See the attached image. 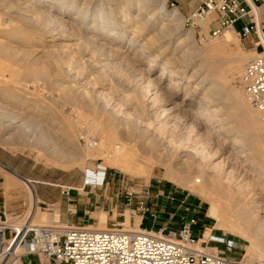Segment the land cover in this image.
<instances>
[{"label":"rangeland","instance_id":"374dc122","mask_svg":"<svg viewBox=\"0 0 264 264\" xmlns=\"http://www.w3.org/2000/svg\"><path fill=\"white\" fill-rule=\"evenodd\" d=\"M78 5L81 8L82 1L78 2ZM93 6H95V3L91 4V7ZM166 6L168 10L178 7L181 13V19L179 20L182 22L181 31L178 33L179 36L171 39L169 45V50L172 52L176 45L187 37L186 33L190 29L194 31V41H191V44H195L200 49H203V54L201 53L199 58H209L212 54L205 53V48L210 46V44L212 45L221 41L219 44L223 46L224 51L222 50V52L218 54L214 53L210 59L215 61L218 68L215 70L213 76L226 84L225 92L232 94V101L247 102V105H242L239 108L230 105L228 111L232 112V115L227 116L226 125L228 127H236L241 117L240 113L248 110V107L251 112L257 114L256 119L261 123V125H259V127H261L257 130V133L259 132L260 134H256L255 144L257 143L256 146H259L258 149L260 152H254V156L263 165L264 170V121L260 118V115H258V111L246 100L241 85V76L244 68L248 60L253 57L255 53L249 51L243 37L238 34L235 29H226L219 36L212 35V30L215 27L213 19L216 17V13L199 23L189 21V16L197 8L196 0H166ZM121 9L122 7L117 8V13L120 12ZM35 11L36 12H22L17 10L16 7H12L8 2H0V90L8 88L12 75L19 72L22 74L23 72L26 73L29 68L43 69L49 74H47V78H42L43 75H39L37 72H32L26 77L21 76L19 84H23V86L27 85V88L22 87L13 91L14 93H11L13 96L8 93L0 92V165L4 166L0 167V169L12 172L20 179L19 181L13 176L12 178L10 177V181H12V185H10L14 190H22L29 199L28 187H30L36 196L33 209L31 208L32 202L29 199L23 211L9 214V217H18L21 215L27 217L32 213L33 221L37 224H56L59 226L88 225L98 227L100 225V212L105 211L107 212L108 227H126L133 230L138 229L140 226L141 229L160 233L162 229H160L158 225L148 227L146 224H140L141 214H144V211L147 213L148 207L157 203L158 200H162L167 189L174 191L177 188L179 196L191 193L199 200L201 199L204 206L203 211L208 210V208L210 210L211 198L216 199L219 205V212L222 214L225 213L228 216H233L232 219L235 218L234 215L238 206L237 202L240 200L237 194L248 196L247 200L250 203V206L248 205L250 213L253 219L256 220V209L254 207L255 202L259 199L258 196L255 195L256 192L260 191L258 186L252 188V184L245 191L243 190L242 193L241 191H237V187L240 186V183L242 184L244 182L242 180L245 173L242 172L241 175H238V173L240 174V172H238L235 174L237 176L236 179L233 177L231 179L228 174L231 169L230 167H242L240 166V160L230 158L232 142H224L222 137H218L214 141H207L205 136L199 135L206 132L205 129L199 131L197 135H195V132L191 133V137L196 139L198 143L197 147H200V150L207 151L206 154H210L204 157L202 152L191 149L189 151H193L194 153L191 152L193 153L191 154L192 156H189L187 163H184V165H180L183 163L184 158L181 159L179 153L174 150L172 151L173 153L171 152L172 154L162 155V164L151 166L156 168L153 169V174L149 176H144L142 173L130 175L115 168L118 167L117 165L107 162V160L109 161L111 158L110 156L117 153L118 149H112L113 154L104 151L97 152V147L102 139L105 138V140H109L112 144H116L117 147H122V143L124 144L128 141V139L122 135H116V139L115 136H113L114 133L111 128L113 123L111 122L115 120L118 123L115 118L117 116L120 118L121 116L124 117V113L127 110L123 105L124 103H122L123 101H119V97H116L118 93L124 90L131 93L137 92L141 96L143 95L141 88H139L138 83H136L139 82L136 76L140 74L138 72L141 68L148 64L149 58L155 54V51L153 50L152 52H147L145 55H141L134 47H129L128 39L132 37V32L128 30L126 38L119 46L114 44L111 46L115 48V50L117 48L116 54L119 55L118 53H120L119 60L124 62L123 65H120L122 63H119V61L106 68H95L90 64L87 58L88 55L85 56L86 58H83V56L77 52L78 46L66 48L59 47L52 53H46L45 50L47 48L54 49L56 46L51 43V38L46 36L43 32L44 30H42L45 24L44 19L46 21L45 16L43 17L42 14H39L40 12L36 9ZM53 11L55 13L59 12L57 8L53 9ZM137 12V6L135 5L131 8V13L136 15ZM75 15L76 11H62L59 14V17H62L63 20L66 19L64 21H67L69 27L71 26L69 31L72 33H76L79 30L78 22L74 19ZM146 18L147 17H145V19ZM85 23H90V21L87 19L83 23V26ZM160 27L159 25L150 35L155 36V34H158ZM230 30H234L235 32L232 33V40L226 43L224 37L226 32ZM243 34L242 32V35ZM72 41L76 42V39ZM91 47V49H93L94 46ZM73 54L75 55L72 56ZM177 55H179V53H177ZM76 61H78V63ZM165 61L166 59L163 57L158 60L155 69L150 73L152 79L157 76L162 64H165ZM171 68L179 70V64L173 63ZM193 71L194 68L189 66L186 75L190 76ZM6 77H9L7 78L9 82L4 81ZM36 83L38 85H35ZM143 83L146 84L144 81ZM181 83V88L177 91L172 103H167V105L161 108L162 116H164L163 114H165V108L167 106H173V102L178 101L188 87L191 86L193 88L194 86L193 84H188L187 78H183ZM76 84L83 88L86 96L82 93L78 94L77 91H75ZM166 84H168V81L163 82L161 87H165ZM62 85H64V88L61 87ZM161 87L158 93L160 96L158 98L165 99L167 97L163 94ZM65 93H70L75 98L72 104H67L64 101L63 97ZM202 94L203 91L199 90L196 97L201 98ZM150 96V99H154L155 91H153ZM160 99L155 100L157 106L160 103ZM218 101L219 100L213 101L212 106L220 108ZM60 105H62V107ZM67 108L71 111L70 116L71 118L73 117L72 119L77 125L75 128L76 135L73 136L69 143L66 138L62 137L63 135L59 130V128L66 127L64 118L67 120L69 117L64 111L65 109L67 110ZM187 108L189 110H195L196 106L187 105ZM8 111L13 114L15 113V116L17 114L19 123L21 122V118L27 115L37 120L39 126L33 125L29 120L30 124L29 121H27L28 123H23V125L21 124L19 128L20 131L17 129L15 133L13 128H8L7 126L11 124L10 119L12 118L7 116ZM225 112H227L226 109H224V113ZM114 114L117 116H113ZM113 117L115 118L113 119ZM171 119V124H175L177 121L176 117L175 119L174 117ZM193 121V119L189 120V124ZM12 124L16 123L12 122ZM189 130L190 128L186 130L187 133ZM138 133L139 132L136 131V135L134 136V138L136 137L135 139L140 137ZM60 138H63L61 140L62 143L60 140L58 141ZM65 143L67 147L65 152L67 154L60 151L61 146ZM74 150L75 153L77 152L75 155L79 157H72L74 153L72 154L71 151ZM129 151H131V148L126 151L121 161L123 166L124 164H126L125 166L130 165L134 162L135 157H138L137 154H142L141 151ZM67 155L70 158H68ZM167 167H172L174 170L172 175L167 172ZM207 167H221L220 169L217 168V170H219V172L225 171V174L229 170L226 174V177L228 175L229 179L224 177L222 185L216 189L217 191L210 192L209 187H207L208 191L205 190L202 192L199 187L201 183L194 182L195 176L201 177L202 179L205 178ZM244 167L249 166L245 165ZM188 170H190V173ZM258 172L260 173V169L255 172L256 175L253 176V182L264 184V174H259ZM186 173L187 175H191L193 180L192 177L189 176V178H191V181H189L190 179H187L188 176ZM179 178L187 179L188 182L185 184L186 186L176 183V179ZM164 184H166V187L163 190ZM80 188H83V190ZM249 190H251L250 193H248ZM148 192H150V194H148ZM175 193L176 192L172 193L171 197H174ZM251 195L254 196L251 197ZM169 200L171 201V198H169ZM174 217L176 216L174 215ZM230 224V221H223V219L221 221L214 217V223H212L208 229H205V234L203 233L201 238L199 237L200 245L208 248V246L212 244L211 242H218L210 241V236H217L214 234L215 229L213 230L212 227L215 225L216 228H220L234 237L236 239L234 242L239 243L241 254L236 261L243 263L250 259L255 264H264V256L259 257L260 254H251L255 250L253 248L254 250L252 251L251 241H249L251 238L247 237V234H245L243 230L232 227ZM176 228H178L176 225H171L169 229H164L163 234H168L170 230ZM206 233L208 235L210 233V236H206ZM217 237L226 239L225 236ZM204 238L207 239L206 243V239L202 241ZM218 243L225 244L227 248L226 242ZM213 251H216V249H213ZM220 254L224 255L221 252Z\"/></svg>","mask_w":264,"mask_h":264},{"label":"bare ground","instance_id":"6f19581e","mask_svg":"<svg viewBox=\"0 0 264 264\" xmlns=\"http://www.w3.org/2000/svg\"><path fill=\"white\" fill-rule=\"evenodd\" d=\"M80 1H82L81 8L78 5V2ZM0 2L1 3L8 2L9 4L12 5V7H16L17 10L22 12H32V11L36 12L35 11L36 9L37 11L40 12V13L38 12L39 14H42L43 17L45 16L46 21L44 19L45 24L43 22L44 29L42 28V30H44L43 32L45 33L46 36L51 38L50 39L51 43L56 46L54 49L47 48L45 50L46 53L49 52L52 53L56 51V48L59 47L66 48L70 46H78L77 52L80 53L83 56V58L88 55L87 58L89 59L90 64L93 67L106 68L107 66L120 61L119 60L120 53H118L119 55H117L116 54L117 48L115 50V48H112L111 46L113 44L119 46L120 43L126 38V33L128 30H131L132 32V37L128 39L129 47H134V49H136L141 55H145L147 52L150 51L152 52L154 50L155 54L149 58L148 64L146 66H143L141 70L138 72L140 74L139 75L137 74L138 76H136V79H138V81L140 82V83L139 82L136 83H138V87L141 88L143 95L141 96L137 92L131 93L125 90L118 93V96L116 95L117 96L116 98L119 97L118 98L119 101L120 100L123 101L122 103H124L123 105L124 107H126L127 110L125 111V113L123 112L124 117L121 116L120 118L117 115L116 117L115 114L113 115L116 117V118L113 117V119L115 118L118 121V123L115 120L111 122L113 123V125L115 124L114 126L113 125L111 126L112 131L114 133L113 136H115L116 139L117 138L116 135H122L126 137L128 141H126L124 144L121 142L122 147H117L116 144H112V142H110L109 140H105L104 138L98 145L97 152L104 151L107 153H112L113 151L112 149L114 148L118 149L117 153H115L113 156H110L111 158L108 157L110 159L109 161L107 160V162H111L112 164L117 165L118 167L115 168L130 175H136L137 173H142L144 176H149L153 174V169L156 168L151 166L162 164L163 163L161 159L162 155H168L173 150L179 153L181 159L184 158L183 163L180 165H184V163H187L189 156H192L191 154H193L194 152L189 151L191 149L196 150L198 152H202L204 157L205 156L207 157L208 154L210 153L206 154L207 151L205 152L204 150H200V147H197L198 143L196 139L191 137V133L193 132H195V135H197L199 131L205 129L206 132H204L202 135L201 134L199 135L205 136L207 141H214L218 137H222L224 142L226 141H228L229 143L232 142L230 158L240 160L241 163L240 166L242 167L233 166L230 167L231 168L230 171L228 170L229 172L228 171L227 172L231 179L232 177L236 179L237 176L235 174H237L238 172H240V174L238 173V175H241L242 172L245 173V175L243 176L244 178L242 180L244 182L242 184L240 183V186L237 187V191H241V193L243 192V190L245 191L252 184H253V186H251L252 188L258 186V189L260 191L256 192L255 195H257L259 199H257V201L255 202V207L253 206L256 209V220L253 219V216L250 213V208H249L250 203L247 200L248 196H243L241 194L239 195L237 194V197L240 200H238L237 202L238 206L236 209V213L234 215L235 216L234 219H232L233 216L230 215L228 216L225 213L222 214L221 212H219L218 202L216 199H212V198L210 200L211 207L209 213L216 219H219L221 221L222 219L223 221L224 220L230 221L231 222L230 225L232 227H236L243 230L244 233L247 234V237L251 238V240L249 241H251L250 243L252 245V251L255 249L254 252L251 254L252 255L260 254L261 256L259 255V257L264 256V184L263 183L257 184L256 182L255 183L253 182L254 180L253 176L256 175L255 172H257L258 169H260V173L258 172L259 174H264L263 165L254 156V152H260L258 149L259 146L258 147L256 146L257 143L255 144V141L257 137L256 134L258 135L259 133V132L257 133V130L258 128L261 127V126L259 127L261 123L256 119L257 114L255 112H251V110H249L248 107L247 108L248 110L240 113L241 117L236 127H228L226 125L227 116L232 115V112L228 111L230 105L231 106L234 105L239 108L242 105H247V102L232 101L233 100L232 94L229 92H225L226 84L213 76L215 70L218 68L216 66L215 61L210 59L214 53L218 54L222 52L223 46L219 44L221 41L219 43H215L212 45L210 44V46L205 48L206 49L204 50L205 53L212 54L209 58L207 57L199 58L203 49H200L195 44H191V41H194L193 40L194 31L193 29H190L186 33L187 37L181 40L176 45L173 52L169 50L171 39L179 36L178 33H180L181 31L182 22L179 21L181 19V13L179 8L175 7L172 10H168L166 6V0H33V1L0 0ZM94 3L95 6L91 7V4ZM135 5L137 6V10H138L136 15L131 13V8L134 7ZM119 7H122V9L120 12L117 13V8ZM55 8L59 10L58 12L59 14L62 11L65 12L76 11V15L74 19L78 22V26H79L78 32L72 33L71 31H69V29H71L70 28L71 26L69 27L67 21L66 22L64 21L66 19L63 20L62 17H59L58 13H55L53 11V9ZM145 17L147 18L145 19ZM87 19L90 21V23H85V25L83 26V23ZM159 25L161 27L160 30L158 31V34H155V36H151L150 35L151 32L157 29ZM229 29H234V28H229ZM234 32H235L234 30H230L226 32L224 37L226 43L232 40V33ZM75 39L76 42H73L72 40ZM91 46H94L95 48L93 47V49H91L92 48ZM177 53H179V55H177ZM74 55L75 54H73L72 56ZM162 57L166 59L165 64H162L157 76L154 79H152L150 73L155 69L156 65L158 64V60L161 59ZM76 62L78 63V61ZM119 63H122L120 65L124 64L123 61L122 62L120 61ZM173 63L179 64V70H174L171 68V65ZM189 66H192L194 68V71L191 73L190 76L189 75L187 76L186 71ZM32 72L34 73L37 72L39 75L40 74L43 75L42 78L43 77L47 78V76L49 75L43 69L29 68L26 73L23 72L22 74L19 72L16 73L15 75H12V77H10V82L7 80V78L9 77H6L4 81L9 82L8 88L2 89L0 90V92L8 93L9 95L13 96L11 94L13 91H16L22 87L27 88V85L23 86V84H19V81L21 80L20 77L29 76ZM183 78H187L188 84L194 85L193 88L191 86L188 87L185 90V92L180 96V99L178 101L173 102L174 103L173 106H167L165 108L166 112L165 114H163L164 116H162L161 108L167 105V103H172L177 91L181 88V84H182L181 82ZM143 81L146 82V84H144ZM165 81H168V84H166V86L162 88L161 86ZM35 85L38 84L36 83ZM76 85L77 86L75 88V91H77L78 94L82 93L83 95H85L83 88L81 86H78V84ZM33 87L35 88L34 85ZM61 87L64 88V85H62ZM160 87L161 90H163V94L167 98L165 99L158 98L160 96V94H158ZM199 90L203 91L201 98L196 97V94ZM153 91H155V98L150 99L151 97L150 94H152ZM63 99L67 104H72L75 98L70 93L69 94L65 93ZM159 99H160V103H159L160 105L158 104L157 106L155 100H159ZM216 100H219L218 105H220V108H216L212 106V102ZM187 105H194L196 106V108L195 110H189L187 108ZM60 106L62 107V105ZM224 109H226L227 112L224 113ZM64 112L68 115L69 118L67 120L64 118L66 127L59 128V130L63 135L62 137L66 138V140L69 143V141L73 138V136L76 135L75 128L77 125L75 124V121H73L72 119L73 117L71 118L70 116L71 111L67 108V110L65 109ZM171 114H175V115H171ZM258 115H260V113ZM7 116L12 118L10 119L11 124L9 125L6 124V125L8 126V128H13L15 130V133L17 129L19 130L21 124L23 125V123H28L27 121L29 120L33 125L39 126L37 120H35L33 117H28L27 115L21 118L20 123L18 122L19 117L17 116V114L15 116V113L13 114L8 111ZM173 117L174 119L175 117L177 119L175 124H171L172 121L171 118ZM191 119H193L194 121L189 124V120ZM12 122L16 124H12ZM188 128H190V130L187 133L186 130ZM136 131L139 132L138 134L140 136L137 139H135L136 137L134 138V136L136 135ZM62 139L60 138L58 139V141L60 140L61 142ZM129 148H131V151L129 152L141 151L142 154H137L138 157L136 156L134 162L131 163L130 165L125 166L126 164H124L123 166V164H121V161L123 160L125 153ZM65 149H67L66 143L61 146L60 151L64 153L66 151ZM71 153L72 154L74 153L72 157L77 156L75 155L77 153V152L75 153V150L71 151ZM68 158L70 157L68 156ZM245 165H248L249 167H244ZM217 168L220 169L221 167H207L204 179L198 176L194 177L195 183L197 182L201 183L199 187L201 188L202 192L207 190V187H209L210 192L211 191L213 192L218 187H221L224 177L229 179L228 175L226 177L227 172L226 174L224 173L225 171L219 172ZM190 170H188L189 173ZM173 171L174 170L172 169V167H167V172L170 175L174 173ZM187 176H188L187 179H190L189 181H191V178H189V176L191 175H187ZM187 179L185 178L176 179V183L180 185L182 184L185 185L188 182ZM28 189H29L28 190L29 199L32 202L31 208L33 209L34 207L33 204L35 203L34 201L36 199L35 198L36 196L34 191L30 187H28ZM80 189L83 190V188ZM250 191L251 190H249L248 193H250ZM253 196L251 195V197ZM99 218H100V225L94 228L97 229L109 228L107 226V212L101 211ZM126 229L130 230L128 228ZM210 233L209 235L206 234V236L208 235L209 237ZM199 245H200V240H199ZM235 264H255V263H253L250 259H248L247 262H243V263H239L235 261Z\"/></svg>","mask_w":264,"mask_h":264},{"label":"built area","instance_id":"2783aa9c","mask_svg":"<svg viewBox=\"0 0 264 264\" xmlns=\"http://www.w3.org/2000/svg\"><path fill=\"white\" fill-rule=\"evenodd\" d=\"M250 11L243 0H203L188 19L199 23L216 13L212 35L219 36ZM250 30L246 26L243 33ZM241 85L245 98L264 121V51L248 60ZM193 224L190 220L163 234L164 229L157 233L140 226L127 230L117 226L97 229L88 225L36 224L32 213L6 217L0 219V264H17L22 255L30 253L68 264H235L220 252L199 245ZM210 241L226 242L227 249L237 245L217 236H210Z\"/></svg>","mask_w":264,"mask_h":264},{"label":"crops","instance_id":"0c3cea01","mask_svg":"<svg viewBox=\"0 0 264 264\" xmlns=\"http://www.w3.org/2000/svg\"><path fill=\"white\" fill-rule=\"evenodd\" d=\"M203 0H196V7H198ZM251 11L248 16L238 20L235 24V31L240 34L245 45L249 51L259 53L264 51V0H243ZM251 27V30L245 35H242L244 27ZM0 167H4L0 165ZM17 178L12 172L0 169V219L9 218V214H15L23 211L26 207L28 197L21 190H14L10 181V177ZM13 180V179H12ZM20 181V179L17 178ZM7 184H11L10 186ZM7 185V186H6ZM166 184L163 185V190ZM8 189V190H7ZM174 197L171 194L174 193ZM181 196V197H180ZM177 188L172 191L167 189L162 200H158L152 206L147 208V213L141 214L140 224H146L148 227L159 226L160 229H169L171 225L181 227L185 222L194 220L192 225L193 234L196 237H202L205 229H208L214 223V217L210 215L209 208L203 211L204 206L201 199L191 193L180 195ZM171 198V201L169 200ZM146 214V215H145ZM174 215L176 217H174ZM159 219V220H158ZM214 234L217 236H225L227 240L236 239L227 234L220 228L212 226ZM176 228V229H178ZM175 230V229H174ZM205 234V233H204ZM207 234V233H206ZM206 238L202 239L204 241ZM207 239L205 240L206 243ZM210 243V242H209ZM209 249H216L217 252L223 253L228 259L236 261L240 257L239 243L235 248L227 249L225 244L218 242H211ZM238 262V261H236ZM17 264H68L66 262L59 263L53 259H49L43 255L36 253L22 255Z\"/></svg>","mask_w":264,"mask_h":264}]
</instances>
